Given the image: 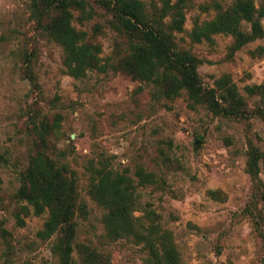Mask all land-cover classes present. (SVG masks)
<instances>
[{
	"label": "rangeland",
	"instance_id": "rangeland-1",
	"mask_svg": "<svg viewBox=\"0 0 264 264\" xmlns=\"http://www.w3.org/2000/svg\"><path fill=\"white\" fill-rule=\"evenodd\" d=\"M138 1L149 10L177 0ZM249 1L253 16L261 13L264 32V0ZM182 2L176 47L200 61L203 87L215 89L216 81L228 79L252 108L256 98L245 87L264 86V37L235 51L225 33L205 30L196 42L192 29L237 1ZM33 4L40 11V0H0V264H58L56 235L37 236L46 212L34 216L16 196L20 174L41 143L56 167L75 173L77 202L84 205L85 213L74 216L73 264H83L85 250L107 264H147L142 244L106 234L104 211L86 191L91 166L128 178L135 225L143 232L151 226L167 231L179 264H264V223L260 234L253 223L261 203L251 198L244 171L249 145L264 153V122L215 116L191 103L184 90L168 99L154 82L118 71L128 41L92 0H85L87 13L72 12L70 26L81 42L97 48L98 68L73 76L62 48L35 23ZM238 26L249 33L248 23ZM258 168L264 184V157ZM137 170L152 174L154 182L139 185Z\"/></svg>",
	"mask_w": 264,
	"mask_h": 264
},
{
	"label": "trees",
	"instance_id": "trees-1",
	"mask_svg": "<svg viewBox=\"0 0 264 264\" xmlns=\"http://www.w3.org/2000/svg\"><path fill=\"white\" fill-rule=\"evenodd\" d=\"M236 5L220 14L216 19L195 26L192 29L194 41L198 42L203 33H225L233 38L232 51L244 44L263 38L257 12L249 0H236ZM96 7L108 15V24L128 41V51L118 62V71L133 80L156 84L157 93L165 98H173L184 90L187 99L193 104H201L213 115L235 120H245L251 116L264 122V86L245 87L250 97L256 101L252 108L237 94L235 86L228 79L215 82V89L203 87L196 72L200 61L189 51L176 47L174 33L182 32V0L162 7L150 6L146 10L138 0H92ZM40 11L32 6V15L37 26L45 32L63 50L64 65L71 67L72 75L77 76L84 69L98 68L97 48L79 40V33L70 26L72 12L78 15L85 11V0H40ZM89 15V14H88ZM169 17L167 23L163 22ZM249 24V33L239 30L238 22ZM204 35V36H203ZM39 144L27 167L20 174V185L16 196L32 209L34 216L42 213L47 217L42 229L37 232L39 238L56 235L54 253L58 264H73L71 259L74 237L75 212L84 214V205L77 202L75 173L64 166L56 167ZM264 153L249 145L245 160V173L252 186L251 198L261 203L253 216L255 230L260 234L264 223V184L258 177V162ZM87 195L99 206L104 214L102 224L106 234L112 239L130 238L136 244H142L147 252V264H179L178 254L167 231L148 228L146 232L138 229L131 215L134 199L129 180L102 168L89 167ZM139 185L152 184L153 175L142 170L135 172ZM153 215V212H148ZM18 223L22 222L18 220ZM83 264H107L92 252L81 254Z\"/></svg>",
	"mask_w": 264,
	"mask_h": 264
}]
</instances>
